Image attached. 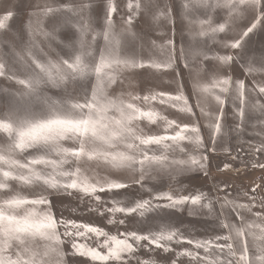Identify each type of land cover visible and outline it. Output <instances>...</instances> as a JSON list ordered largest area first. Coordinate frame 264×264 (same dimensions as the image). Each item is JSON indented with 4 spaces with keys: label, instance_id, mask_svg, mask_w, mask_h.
Here are the masks:
<instances>
[{
    "label": "snow or ice",
    "instance_id": "obj_1",
    "mask_svg": "<svg viewBox=\"0 0 264 264\" xmlns=\"http://www.w3.org/2000/svg\"><path fill=\"white\" fill-rule=\"evenodd\" d=\"M0 78V264H264V0H0Z\"/></svg>",
    "mask_w": 264,
    "mask_h": 264
},
{
    "label": "rangeland",
    "instance_id": "obj_2",
    "mask_svg": "<svg viewBox=\"0 0 264 264\" xmlns=\"http://www.w3.org/2000/svg\"><path fill=\"white\" fill-rule=\"evenodd\" d=\"M26 19V17L24 18ZM47 21H45V24ZM11 25L13 29L19 26V22L17 20H13L11 22ZM139 27V25H138ZM179 28V25H178ZM154 38H156L154 36ZM185 38L187 39V34L185 33ZM180 35H177L176 40L179 43L180 42ZM259 37L254 38V41L252 43V47L254 49L259 48ZM257 55H259V52H257ZM242 71V70H241ZM243 78V77H242ZM251 79L250 77L248 78ZM0 87H11L8 81L4 80L3 78H0ZM233 145V155L236 154L237 150V141L235 138H233L232 141ZM225 163H229L233 165V168H239L240 170L237 171H221L220 169L223 168V165ZM211 174L213 177H215L217 180L226 181L229 185L230 191L233 193L237 191H249L252 187L259 184L260 188L257 189V192L264 196V170L261 169H247L244 168L242 165H240L239 161H232L229 160L226 156V154L223 151H219L217 155H213L211 157ZM211 181L208 177H204L202 175H194L191 179V186L195 187H207L209 186ZM185 216H187V213H184ZM189 222L191 224H194L197 226L198 230H202L204 227L207 226L206 221L198 220L195 218L189 217ZM198 235L202 234V231L197 232Z\"/></svg>",
    "mask_w": 264,
    "mask_h": 264
}]
</instances>
